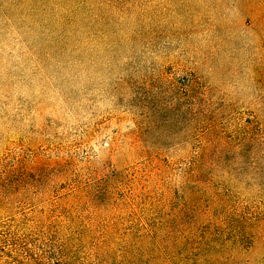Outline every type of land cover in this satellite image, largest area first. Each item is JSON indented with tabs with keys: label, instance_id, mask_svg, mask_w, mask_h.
Here are the masks:
<instances>
[{
	"label": "rangeland",
	"instance_id": "obj_1",
	"mask_svg": "<svg viewBox=\"0 0 264 264\" xmlns=\"http://www.w3.org/2000/svg\"><path fill=\"white\" fill-rule=\"evenodd\" d=\"M8 155L0 218L99 263L264 264V0H0Z\"/></svg>",
	"mask_w": 264,
	"mask_h": 264
},
{
	"label": "trees",
	"instance_id": "obj_2",
	"mask_svg": "<svg viewBox=\"0 0 264 264\" xmlns=\"http://www.w3.org/2000/svg\"><path fill=\"white\" fill-rule=\"evenodd\" d=\"M199 150L202 153V146ZM10 159L13 161H8ZM19 163V158L11 155L0 160V187L2 183L12 187L7 181L11 168ZM202 164L199 158L179 160L169 169L167 180L171 185L179 181L178 186L183 188L185 179L198 175ZM171 185L168 183L166 187L171 188ZM67 188L69 191H75L79 186L69 185ZM75 235L76 230L60 233L52 227L41 225L40 221L29 213L16 219L0 218V264H103L99 263V258L103 262L105 259L115 258V251L109 242L101 237L82 245ZM249 237L248 235L241 241L244 243L240 247H247L246 241Z\"/></svg>",
	"mask_w": 264,
	"mask_h": 264
}]
</instances>
